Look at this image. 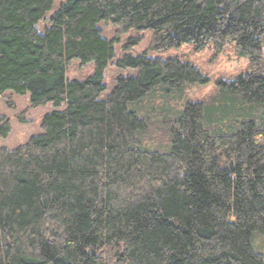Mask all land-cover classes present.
Returning <instances> with one entry per match:
<instances>
[{"label":"trees","instance_id":"obj_1","mask_svg":"<svg viewBox=\"0 0 264 264\" xmlns=\"http://www.w3.org/2000/svg\"><path fill=\"white\" fill-rule=\"evenodd\" d=\"M54 2L0 0V96L56 107L0 147V264H264V0H65L41 32ZM101 21L115 41L151 30L157 52L231 47L249 71L190 102L198 66L125 53L136 74L102 97L116 53ZM74 60L94 73L67 78Z\"/></svg>","mask_w":264,"mask_h":264},{"label":"rangeland","instance_id":"obj_2","mask_svg":"<svg viewBox=\"0 0 264 264\" xmlns=\"http://www.w3.org/2000/svg\"><path fill=\"white\" fill-rule=\"evenodd\" d=\"M65 0H55L52 10L47 13L37 28L44 32L51 25V18L58 10L60 4ZM99 27L103 35L108 40L116 38V28L109 22L101 21ZM153 32L151 30L132 29L120 35L115 41L114 49L116 58L112 61L106 72L104 83L106 90L102 97L111 92L119 75H135L136 70L121 69L116 65V60L123 54L140 55L147 52L150 57H161L163 59L179 57L184 61H189L198 66L208 77L206 84H197L186 89L187 100L190 102H205L220 91L219 81L233 80L249 71V60L245 56H239L231 47L225 51L217 53L212 45H208L204 50L197 51L193 44H183L180 47L172 48L163 52L150 49ZM137 37H141L138 44L132 48H125L126 45ZM95 71V66L90 63L82 66L80 60H74L66 69L67 78L73 80H85ZM65 106L62 107V109ZM53 103L42 105L38 108H30V96L17 95L13 92H6L0 96V114L6 115L10 119L11 133L7 137H0V147L14 148L25 144L33 136L43 132L42 121L46 114L55 110ZM254 247L264 251V236H254Z\"/></svg>","mask_w":264,"mask_h":264}]
</instances>
